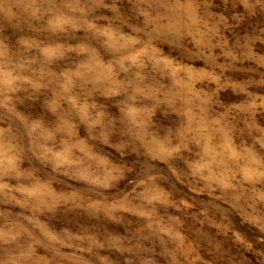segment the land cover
I'll list each match as a JSON object with an SVG mask.
<instances>
[{
	"label": "rangeland",
	"instance_id": "rangeland-1",
	"mask_svg": "<svg viewBox=\"0 0 264 264\" xmlns=\"http://www.w3.org/2000/svg\"><path fill=\"white\" fill-rule=\"evenodd\" d=\"M0 264H264V0H0Z\"/></svg>",
	"mask_w": 264,
	"mask_h": 264
}]
</instances>
